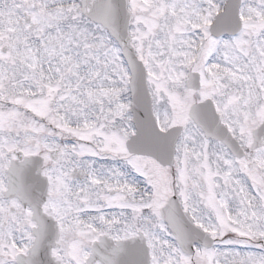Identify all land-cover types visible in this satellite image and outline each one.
Masks as SVG:
<instances>
[{"label": "snow or ice", "instance_id": "6c2138e0", "mask_svg": "<svg viewBox=\"0 0 264 264\" xmlns=\"http://www.w3.org/2000/svg\"><path fill=\"white\" fill-rule=\"evenodd\" d=\"M0 264H264V0H0Z\"/></svg>", "mask_w": 264, "mask_h": 264}]
</instances>
